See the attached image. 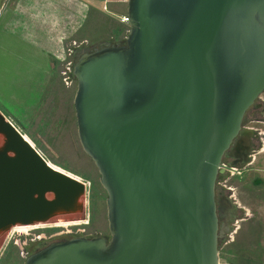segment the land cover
I'll return each mask as SVG.
<instances>
[{
    "label": "water",
    "instance_id": "obj_1",
    "mask_svg": "<svg viewBox=\"0 0 264 264\" xmlns=\"http://www.w3.org/2000/svg\"><path fill=\"white\" fill-rule=\"evenodd\" d=\"M126 4L122 43L85 48L72 65L109 237L58 239L23 264H218L221 160L264 92V0ZM0 138V232L85 217L86 183L51 167L1 112Z\"/></svg>",
    "mask_w": 264,
    "mask_h": 264
},
{
    "label": "rangeland",
    "instance_id": "obj_2",
    "mask_svg": "<svg viewBox=\"0 0 264 264\" xmlns=\"http://www.w3.org/2000/svg\"><path fill=\"white\" fill-rule=\"evenodd\" d=\"M124 9L125 2L122 4L115 1L105 6H99L98 15L94 11H90L87 19L84 20L82 34L74 38L75 43L73 44L71 39H67L65 42V63H74V54L72 51H67L70 45L84 50L98 46L104 41L110 43L123 41L128 31V24L121 22L117 12H123ZM0 82L4 83V81ZM62 84L66 87V99L63 103L65 108L62 111L58 109L57 115L47 116L42 114L45 111L42 109L33 115L29 121L30 124H17L8 115L7 117L18 126L24 136L42 152L51 164L72 175L75 174L86 183L85 217L79 220L81 221L79 224L36 225L29 230L17 231L13 230L14 226H12L1 231L0 264H23L28 255L27 250L37 241L46 245L65 235H70V237L79 235L109 237L106 215L107 193L100 183L98 169L81 147L77 135L76 120L75 123L73 122L72 128H69V132L66 129L68 126L65 124L66 116H62L68 114V117L71 116L72 119V115L75 114L73 98L77 86L76 79L74 77H70V80L66 81L63 79ZM255 102L260 104V110H255L257 114L255 119L251 116L252 109H249L246 115L250 120L247 125L256 128L260 133L259 151L254 153L253 161L250 160L247 164L237 167L224 180H220L216 184V191L227 195L229 203L237 206V209L229 211L231 214H235L234 221H232L234 228L229 233L231 237L228 243L219 249V264H264V92ZM224 185L230 190L227 187L224 188ZM48 197L51 198L52 194Z\"/></svg>",
    "mask_w": 264,
    "mask_h": 264
},
{
    "label": "crops",
    "instance_id": "obj_3",
    "mask_svg": "<svg viewBox=\"0 0 264 264\" xmlns=\"http://www.w3.org/2000/svg\"><path fill=\"white\" fill-rule=\"evenodd\" d=\"M115 1L125 2L123 12L117 13L120 17L126 15L127 0L3 1L0 7V81L4 83L0 82V112L8 120L7 115L17 124H30L39 110L45 109L42 114L53 117L65 108L66 87L62 84L65 42L67 39L75 41L74 38L82 34L90 11L98 15L99 6ZM62 116H66V129L70 132L75 114L72 119L68 114Z\"/></svg>",
    "mask_w": 264,
    "mask_h": 264
},
{
    "label": "flooded vegetation",
    "instance_id": "obj_4",
    "mask_svg": "<svg viewBox=\"0 0 264 264\" xmlns=\"http://www.w3.org/2000/svg\"><path fill=\"white\" fill-rule=\"evenodd\" d=\"M120 43H122V41ZM96 47H100V45L92 46L91 48H89V50H93ZM76 49L77 47L73 51L75 58L82 51L80 49H77L76 51ZM249 109H252L251 116H253V118L255 119L257 115L255 110L256 111L260 110V104L257 102H254V104L251 105ZM247 111L245 113V124L243 125V129L241 133L231 143L230 147L228 148V150L226 151V153L224 154L221 160L222 171L219 174V178L217 179V182L220 180H224L226 176L229 173H231V171L235 170L237 167H241L244 164H247L250 160L253 161L255 158L254 153H257L259 151V148H260L259 145L261 143V139L259 135L260 133L257 131L256 128L247 125V122L250 121L248 116L246 115ZM252 121H255V120H252ZM223 187L226 188L227 186L224 185ZM220 188L223 189L222 187ZM228 190L230 189L228 188ZM216 202H217V212L219 215V229L224 233L223 239L219 242V249H220L221 246L228 243L229 238L231 237L229 233H231L232 229L234 228L233 227L234 223H232V221H234L235 214L233 215L229 211L231 209L232 210L237 209V206L229 203L227 195L221 194L220 191L218 192L216 191ZM69 237L70 235H65V236H61L59 239H66ZM44 245L40 241H37V243L33 244L30 247V249L27 250V252L28 254H30L40 249ZM218 264H219V260H218Z\"/></svg>",
    "mask_w": 264,
    "mask_h": 264
},
{
    "label": "bare ground",
    "instance_id": "obj_5",
    "mask_svg": "<svg viewBox=\"0 0 264 264\" xmlns=\"http://www.w3.org/2000/svg\"><path fill=\"white\" fill-rule=\"evenodd\" d=\"M20 131V130H19ZM22 134H23V136H24V133L23 132H21ZM24 138L32 145V143L26 138V136H24ZM33 146V145H32ZM34 147V146H33ZM35 148V147H34ZM42 156H43V154H42V152H40L37 148H35ZM44 157V156H43ZM45 158V157H44ZM46 159V158H45ZM46 161H47V163L51 166V167H53L54 169H57V170H59V171H61V172H63V173H66V174H69V175H71V176H73V177H76V178H78V179H80L79 177H77L75 174H71V173H69V172H66V171H64V170H62V169H60V168H58V167H56V166H54L53 164H51L47 159H46ZM79 223H81V221H79V220H75V221H70V220H66V221H64V220H58V221H56V222H49V223H38V224H29V225H21V224H19V225H15L14 226V228H13V230H29V229H31L32 228V226H38V225H40V226H42V225H55V226H61V225H73V224H79Z\"/></svg>",
    "mask_w": 264,
    "mask_h": 264
},
{
    "label": "built area",
    "instance_id": "obj_6",
    "mask_svg": "<svg viewBox=\"0 0 264 264\" xmlns=\"http://www.w3.org/2000/svg\"><path fill=\"white\" fill-rule=\"evenodd\" d=\"M120 20H121V22H124V23H126L127 24V22H128V18L126 17V15H122L121 17H120ZM71 42H73V44L75 43V41L73 40V41H71ZM72 45H70V47H68L67 48V51H72V53H73V51H74V48L75 47H71ZM74 54V53H73ZM72 65H73V63H65L64 64V68H63V70H62V77H63V79L66 81V80H70V77H74L73 75H72V69H71V67H72Z\"/></svg>",
    "mask_w": 264,
    "mask_h": 264
}]
</instances>
